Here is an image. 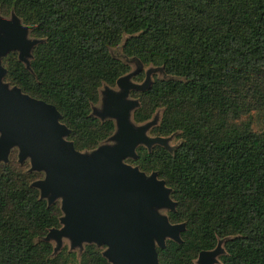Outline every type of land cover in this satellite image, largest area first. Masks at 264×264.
Listing matches in <instances>:
<instances>
[{
    "label": "trees",
    "instance_id": "trees-1",
    "mask_svg": "<svg viewBox=\"0 0 264 264\" xmlns=\"http://www.w3.org/2000/svg\"><path fill=\"white\" fill-rule=\"evenodd\" d=\"M0 11L43 40L31 69L15 51L4 57L6 80L54 104L79 151L116 129L92 114L100 89L131 71L112 49L163 67L167 79L132 92L134 120L162 110L151 133L181 142L173 152L141 145L128 160L166 180L170 221L186 223L181 243L158 249L160 264H195L223 239L221 264H264V0H0ZM29 168L16 149L0 165V264H110L96 244L54 255L44 238L61 227V204L41 198L32 183L43 173Z\"/></svg>",
    "mask_w": 264,
    "mask_h": 264
},
{
    "label": "water",
    "instance_id": "water-1",
    "mask_svg": "<svg viewBox=\"0 0 264 264\" xmlns=\"http://www.w3.org/2000/svg\"><path fill=\"white\" fill-rule=\"evenodd\" d=\"M33 28L14 12L4 16L0 11V165L9 163L16 149L18 162H29L28 172L43 173L32 186L49 205L59 201L63 212L61 227L50 229L44 238L55 242L54 255L65 246L66 238L69 249L79 255L86 245L103 246L110 264H160L158 249L165 248L167 240L181 243L186 223L170 221L168 211L175 210L177 202L166 180L157 171L148 174L128 162L137 159L141 145L149 150L160 145L171 152L179 146L170 149L169 136L150 135L157 118L144 123L134 120L140 99L132 97V92L146 91L154 79L148 73L143 83L131 82L145 66L132 57L141 70L120 77L118 90L106 85L103 111L95 115L92 108L101 121L115 122L114 133L97 148L79 151L54 104L6 80L3 59L10 52H17L31 69L34 48L43 41L31 36ZM151 67L163 73L159 78L169 77L163 67ZM224 243L225 239L220 240L215 249L200 252L195 264H221Z\"/></svg>",
    "mask_w": 264,
    "mask_h": 264
},
{
    "label": "rangeland",
    "instance_id": "rangeland-1",
    "mask_svg": "<svg viewBox=\"0 0 264 264\" xmlns=\"http://www.w3.org/2000/svg\"><path fill=\"white\" fill-rule=\"evenodd\" d=\"M112 52H113V55L114 56H116V57H118V58H120V59H122V60H124V61H126V62H128L130 64V66H131V71L130 72H135L138 69L141 70V67L142 66H141V64L139 63L138 60L132 59V58H129V57L125 56V54L123 53V50H122V45H120L119 47L113 48L112 49ZM140 73H144V78L142 80L135 79V77L138 76ZM148 73L150 74V77L151 78H154V76L163 77V73L160 71V69H155V68L151 67V65H150V66H144L142 68V71L138 72L137 74H134L130 78V81L133 82V83L141 84V83H143L146 80ZM105 86L106 85H104L100 89V99H99V102L93 105V113L95 115H98V113H101L103 111V107H104L103 100H104V97H105V95H104ZM112 88L118 90V87H116V86H114ZM161 116H162V110H158L155 113V115L153 116V118H157V122L159 123L160 122V119H161ZM150 135L154 136L151 132H150ZM169 137L170 138H169V141L167 142V146L170 149L176 148L180 144L181 140L177 137L176 134L170 135ZM162 212L164 213V211H162ZM63 242H64V245H68L69 246V244H70V240L69 239H66V238L64 239ZM53 243L55 244L54 241H53Z\"/></svg>",
    "mask_w": 264,
    "mask_h": 264
}]
</instances>
